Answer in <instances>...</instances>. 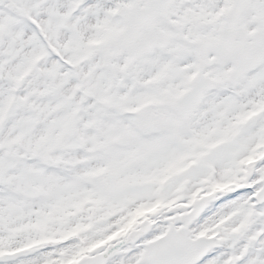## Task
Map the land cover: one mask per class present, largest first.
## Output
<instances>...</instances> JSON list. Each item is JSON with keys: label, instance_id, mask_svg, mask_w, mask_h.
Wrapping results in <instances>:
<instances>
[{"label": "snow or ice", "instance_id": "6c2138e0", "mask_svg": "<svg viewBox=\"0 0 264 264\" xmlns=\"http://www.w3.org/2000/svg\"><path fill=\"white\" fill-rule=\"evenodd\" d=\"M0 264H264V0H0Z\"/></svg>", "mask_w": 264, "mask_h": 264}]
</instances>
